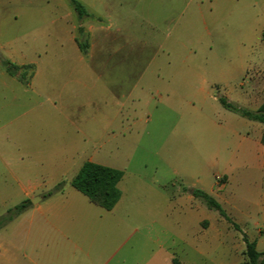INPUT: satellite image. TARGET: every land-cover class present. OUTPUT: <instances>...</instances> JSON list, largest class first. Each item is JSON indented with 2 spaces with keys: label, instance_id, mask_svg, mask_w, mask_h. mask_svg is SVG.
I'll use <instances>...</instances> for the list:
<instances>
[{
  "label": "rangeland",
  "instance_id": "1",
  "mask_svg": "<svg viewBox=\"0 0 264 264\" xmlns=\"http://www.w3.org/2000/svg\"><path fill=\"white\" fill-rule=\"evenodd\" d=\"M77 1L89 18L79 20L68 0H11L12 9L31 2L42 11L12 20L0 31V46L27 56L41 47L48 95L54 97L55 87H63L65 104H74L68 115L85 130L109 129V121L99 117L104 104H123L122 124L108 134L97 161L124 173L115 221L140 226L155 221L158 252L164 239L162 215L169 207L170 213L183 207L169 200L189 195L185 188L197 186L198 178L206 180L208 166L217 170V159L223 162L238 145L229 130L219 136L213 128V122L229 127L228 116L235 114L220 100L251 112L264 105V0ZM115 18L123 47L117 55L116 28H108ZM67 22L74 26L77 44L87 46L81 52L91 66L81 74L61 59L67 51H60L58 39ZM36 39H41L37 46ZM7 102L8 91L0 88V104ZM244 121L249 125L241 129L256 135L259 123ZM64 186L72 188L69 182ZM196 204L207 208L200 199ZM146 249L138 247L140 257L150 252Z\"/></svg>",
  "mask_w": 264,
  "mask_h": 264
},
{
  "label": "crops",
  "instance_id": "2",
  "mask_svg": "<svg viewBox=\"0 0 264 264\" xmlns=\"http://www.w3.org/2000/svg\"><path fill=\"white\" fill-rule=\"evenodd\" d=\"M11 3L0 0V31L9 28L21 13L42 11L41 7H31V2L19 9H12ZM66 25L58 39L60 51H67L61 59L65 57L73 64V72L81 74L90 69V58L81 52L74 26ZM108 28H116L114 52L121 54L116 18L109 21ZM39 40L33 45H39ZM32 51L27 56L0 46V61L5 58L36 67L31 84L26 86L7 74L0 63V88L8 91V102L0 104V217L27 200L32 203L0 228V264H173L174 259L181 264H242L244 235L256 241L258 249L264 239V124L257 122L256 135L251 136L241 129L249 125L246 118L237 114L228 116L229 127L212 124L219 136L229 130L238 145L223 162L217 157V170L208 166L205 173H211L210 178L197 179L202 189L198 185L185 188L202 190L215 198L233 224L218 211L196 204L199 199L191 192L186 196L182 191L180 195L185 196L171 198L169 204L176 201L183 207L175 213H170L169 207L162 215L164 239L156 252L155 221L141 226L127 219L115 221L113 211L121 199L112 211H106L72 186L45 197L60 183L71 184L84 163L99 164L97 158L108 134L122 124L123 104H104L99 117L105 124L109 121V129L85 130L68 115L74 104H65L63 87H55L54 97L48 95L41 63L44 50L37 46ZM182 130L180 126L176 129L179 133ZM140 245L150 252L140 257Z\"/></svg>",
  "mask_w": 264,
  "mask_h": 264
},
{
  "label": "trees",
  "instance_id": "3",
  "mask_svg": "<svg viewBox=\"0 0 264 264\" xmlns=\"http://www.w3.org/2000/svg\"><path fill=\"white\" fill-rule=\"evenodd\" d=\"M68 1L79 20H84L91 16L88 10L79 1ZM78 45L81 51L85 52L87 46L79 41ZM0 63L7 74L13 77L17 76L22 84L26 86H29L31 84L35 75V66H19L5 58H2ZM220 101L221 105L226 110L248 120L264 124V105H262L257 112H251L237 106L236 104L230 103L225 99H221ZM262 144L264 145V135L262 138ZM123 176L124 173L118 169L100 165L94 162H86L71 181V186L78 192L86 196L93 204L105 209L106 211H112L122 197V193L118 188V184L122 180ZM63 189L64 183H60L54 188V190L47 193L45 197H50L57 193H61ZM190 192L195 198L203 201V203L210 210L218 211L222 217L233 224L232 220L226 215L222 206L217 202L215 198L202 190H192ZM31 205V201L27 200L8 210L5 215L0 217V228L12 222L15 218L28 210ZM234 226L237 230H239L238 226H236L235 224ZM244 242L246 244V250L244 252L246 260L242 264H264V251L260 252L257 249L256 241H251L247 236L244 235ZM173 264L181 263L178 260L174 259Z\"/></svg>",
  "mask_w": 264,
  "mask_h": 264
},
{
  "label": "water",
  "instance_id": "4",
  "mask_svg": "<svg viewBox=\"0 0 264 264\" xmlns=\"http://www.w3.org/2000/svg\"><path fill=\"white\" fill-rule=\"evenodd\" d=\"M33 203H35V200H32Z\"/></svg>",
  "mask_w": 264,
  "mask_h": 264
},
{
  "label": "built area",
  "instance_id": "5",
  "mask_svg": "<svg viewBox=\"0 0 264 264\" xmlns=\"http://www.w3.org/2000/svg\"><path fill=\"white\" fill-rule=\"evenodd\" d=\"M220 178H218V181H219Z\"/></svg>",
  "mask_w": 264,
  "mask_h": 264
}]
</instances>
